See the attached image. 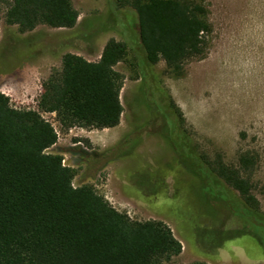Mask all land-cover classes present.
Masks as SVG:
<instances>
[{
    "label": "rangeland",
    "instance_id": "obj_1",
    "mask_svg": "<svg viewBox=\"0 0 264 264\" xmlns=\"http://www.w3.org/2000/svg\"><path fill=\"white\" fill-rule=\"evenodd\" d=\"M199 1L211 25L209 47L176 77L164 60L145 61L136 13L116 0H72L75 27L25 32L6 21L0 0V93L16 108L36 109L65 54L97 62L111 39L127 43L115 66L124 76L121 123L65 130L44 113L58 131L49 151L74 171L75 187L94 188L133 220L169 225L183 246L171 264H264V232L245 233L235 217L248 209L241 192L219 175L215 195L203 191L210 176L177 142L184 134L188 153L238 171L255 199L253 217L264 220V0Z\"/></svg>",
    "mask_w": 264,
    "mask_h": 264
},
{
    "label": "trees",
    "instance_id": "obj_2",
    "mask_svg": "<svg viewBox=\"0 0 264 264\" xmlns=\"http://www.w3.org/2000/svg\"><path fill=\"white\" fill-rule=\"evenodd\" d=\"M136 13V29L145 61L164 60L176 77L185 65L203 58L211 25L199 0H116ZM5 19L22 31L39 25L73 28L79 13L72 0H6ZM127 43L111 39L100 60L67 53L62 68L42 85L36 109L16 108L0 93V264H171L182 243L159 220L136 221L119 212L94 188L75 187L74 171L49 150L58 131L44 117L56 115L63 129H110L122 120L124 76L115 66L127 57ZM175 130H178L176 127ZM179 134L185 156L208 177L203 188L215 195L219 175L239 190L248 209L235 217L243 231L261 229L248 182L223 164L203 163ZM187 152V153H186ZM218 167V168H217ZM264 234V233H263ZM259 239L264 244V235Z\"/></svg>",
    "mask_w": 264,
    "mask_h": 264
},
{
    "label": "built area",
    "instance_id": "obj_3",
    "mask_svg": "<svg viewBox=\"0 0 264 264\" xmlns=\"http://www.w3.org/2000/svg\"><path fill=\"white\" fill-rule=\"evenodd\" d=\"M64 163V162H63Z\"/></svg>",
    "mask_w": 264,
    "mask_h": 264
}]
</instances>
